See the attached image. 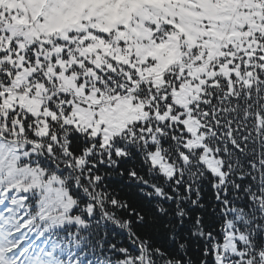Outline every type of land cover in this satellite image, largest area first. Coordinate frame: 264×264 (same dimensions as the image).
Masks as SVG:
<instances>
[{
  "label": "snow or ice",
  "instance_id": "6c2138e0",
  "mask_svg": "<svg viewBox=\"0 0 264 264\" xmlns=\"http://www.w3.org/2000/svg\"><path fill=\"white\" fill-rule=\"evenodd\" d=\"M0 264H264V0H0Z\"/></svg>",
  "mask_w": 264,
  "mask_h": 264
}]
</instances>
